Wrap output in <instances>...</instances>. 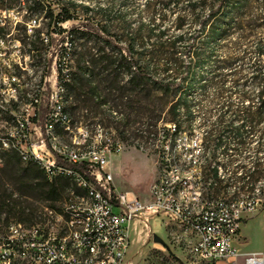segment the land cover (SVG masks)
<instances>
[{"label":"built area","instance_id":"obj_1","mask_svg":"<svg viewBox=\"0 0 264 264\" xmlns=\"http://www.w3.org/2000/svg\"><path fill=\"white\" fill-rule=\"evenodd\" d=\"M20 23L14 8H0V147L17 146L18 155L27 150L22 158L40 168L49 183L69 175V188L61 205L41 206L33 222L0 224V264H124L131 232L152 235L149 225L157 217L187 236L190 264H237L240 254L233 242L244 218L264 211V178L241 197H208L210 182L199 162L201 134L178 132L180 160L169 164V156H161L163 140L177 131L168 124L166 130L151 134L146 145L156 172L147 199L118 190L112 161L121 154L122 144L100 126L93 132L74 128L66 110L58 109V75L55 72L50 84L48 65L42 88H27L34 66H28L21 45L38 24L25 20L22 40L15 36ZM40 42L48 43V38L40 36ZM11 69H18V77H11ZM19 103H26V113L18 112ZM53 128H61L59 137L75 143V150L47 145L44 134ZM66 165L81 167L82 174ZM70 177L92 189L89 210H78L82 199L74 196ZM175 197H182V205H175ZM93 244H103L104 259H94ZM242 264H264V257L248 254Z\"/></svg>","mask_w":264,"mask_h":264},{"label":"rangeland","instance_id":"obj_2","mask_svg":"<svg viewBox=\"0 0 264 264\" xmlns=\"http://www.w3.org/2000/svg\"><path fill=\"white\" fill-rule=\"evenodd\" d=\"M65 1V4L62 0H29L27 3L25 0L14 2H10V0L0 1V8H14L18 20L22 22L18 24L15 34L19 39H25L22 29V24L25 20L32 22V24H38V29L34 33L35 40L31 38L32 31L24 40V44L21 45L22 56L27 60L28 66H34L30 68L31 75L28 76L27 81V88H30V90L42 88L44 85L45 67L47 65L50 84H53L56 72L59 86L60 79L67 78L65 74L69 75L76 71L75 60L78 57L73 55L70 43H60L62 34L66 36L74 27L82 29V24L98 25L100 27V25L106 23L110 32L119 36L122 42L121 45L125 48L128 44L127 37L122 35V23L115 19L116 16H120L119 14H123L125 15V22L123 24L126 25V34L128 36L136 32L139 23L146 25L139 33V39L136 41L135 48L138 53H141L138 55V63L142 66H148L150 78L154 81L162 79L171 80L174 77V73H172L174 63L178 65L181 62L186 64L191 62L194 76L198 78L202 75L203 81L207 80L210 72H214L216 68L226 74L229 73V69L234 68L233 72L236 74L234 80L238 81L237 89L242 92L233 91L234 85L231 82H227L224 89L225 92L218 99L220 103L218 106L209 102V91L206 94V92L202 93L194 90L192 92L193 102L201 108L195 109L199 113H195L196 116L192 121H187L184 118L179 120L180 131H185L187 134H198L202 129L206 131L211 129L217 118L214 111L220 106L223 108V111L225 107L242 110L250 106L247 102L248 100L240 99L239 94H245L246 96L256 94L252 90V85L249 84L248 73L250 72L249 64L255 57V42L261 40L264 45V32L260 29L262 20H264V8L262 5L253 3L241 7L237 11L236 21L238 25L236 30L229 36L228 40H224L212 48L214 54L210 60L213 61L216 56L219 58L217 62L210 66L207 63L209 59L206 50L208 49L203 42L197 41L194 49L199 53L205 51L204 55L196 58L185 53L192 38L198 35V26L191 22L190 13L186 8L190 0H172L169 7L166 5L167 0ZM230 1L233 2L234 0ZM33 2H40L41 6H43L42 12L34 10ZM173 3H177V5L174 6ZM62 9L67 10L65 15ZM44 10L51 14L49 27V19L44 16ZM177 13L184 15L186 18L183 27L179 30L174 28V19ZM66 16L70 18L68 21L57 23L58 20ZM153 17L155 22L152 26L149 24V19ZM127 26L130 27L128 28ZM159 31L164 32L160 37L158 36ZM179 34L183 35V40L176 41V36ZM39 36L47 37L48 43L40 42L38 40ZM31 41H33V44L30 45ZM81 42L77 37L74 45L78 47ZM172 42L175 45H172ZM30 46L33 49L35 57L30 52ZM230 57L234 58L235 61L227 68ZM257 58L263 64L264 54ZM200 62L205 63L200 67ZM164 64H167L168 72L163 71ZM60 65L62 66L61 73L57 71ZM15 74L18 76V69H15ZM127 74H124L123 82H126L130 76ZM240 78H243V80ZM64 92L62 103L69 115V110L65 104L66 91ZM125 95L126 100L131 98L137 107H146L149 113L135 118L134 114L130 113L126 107L115 106L114 102H110L108 106H103L93 112L90 109H83L76 112L74 117L71 115L69 117L75 129L86 128L89 132H93L97 126H100L111 135L113 141H118L122 144L121 154L115 156L112 161L115 186L118 190L131 191L141 200H146L148 190L156 179V172L153 169L154 156L151 155L146 145L151 134L162 132L166 130L168 124H172L169 107L171 106L173 96L171 92L166 96H161L156 91L151 92L149 100L143 99L142 94L130 95L126 93ZM112 112L115 113V116L114 114L112 115ZM155 115L159 118L155 119ZM115 117L117 119H114ZM201 120H203V124ZM224 120H228V118ZM251 127L252 125L245 124V130L249 131ZM255 129L256 133L244 134L246 139L241 143L249 146L241 153H238V155L229 156V154L223 153L222 150L214 151L215 160L220 162L219 173L221 176L230 174L222 166L228 160L240 162V164L244 165V171L249 174L256 170L254 160L259 158L260 161L257 169L261 171L262 178H264V118L263 122ZM169 134L170 132L164 137L163 142L166 139H170L172 148L173 137H169ZM62 140L69 142L67 137H62ZM227 142L229 140H224L222 145ZM210 154L211 151L208 153L207 159L210 157ZM169 164L173 163L169 162ZM66 183L69 185L68 182ZM247 186L249 187V185ZM70 188L72 189L71 184ZM242 193L236 192L234 187L225 189L223 185L219 194H216L215 190H206L208 197L212 195L213 197H225L226 199L237 196L241 197ZM64 197L65 194H63ZM62 202H57L54 206H59ZM10 221L15 220L9 219L8 222ZM2 223H4V215L0 216V224ZM164 224L165 221L161 217L154 218L149 225L152 235H148L147 237L144 234H140L139 229H134L131 232V246L124 259V264H190L192 260L188 255L187 236L177 229L166 227ZM263 233L264 211L260 217L248 221L241 227V234L245 237L244 246L241 248L242 251L245 253H264ZM153 235L159 237L164 244L153 242Z\"/></svg>","mask_w":264,"mask_h":264},{"label":"trees","instance_id":"obj_3","mask_svg":"<svg viewBox=\"0 0 264 264\" xmlns=\"http://www.w3.org/2000/svg\"><path fill=\"white\" fill-rule=\"evenodd\" d=\"M14 1L18 0H10V2ZM28 1L25 0L26 3ZM62 1L65 4L66 1ZM171 3L172 0H167V7ZM253 3L262 5L264 8V0H234L233 2L230 0H190L186 8L190 13L191 22L198 26V35L192 38L185 53L196 58L204 55L205 51L199 53L194 49L197 41H201L208 49L206 50L209 59L207 63L210 66L213 65V63L218 61L219 57L216 56L213 61L210 60L214 54L212 48L229 39V36L234 33L238 25L236 21L237 11L241 7ZM173 5L176 6L177 3H173ZM33 6L35 11L42 12L43 6H41L40 2H33ZM62 10L65 15L67 10ZM119 15L115 19L122 23V35L127 37L128 44L125 48L121 45L122 42L119 36L112 34L106 23L100 25V27L98 25L82 24V29L74 27L66 36L62 34L60 43H70L73 55L78 57L75 60L76 71L69 75L65 74L67 78L59 81L60 86L66 91L65 104L69 110V115L74 117L76 112L83 109H90L93 112L103 106H108L110 102H114L115 106L126 107L136 118L142 114H148L149 110L146 107H137L131 98L126 100V93L130 95L142 94L143 99L149 100L152 91L159 92L161 96H166L171 92L173 100L169 107V113L171 122L175 125L177 131L174 132L176 135L178 132H182L178 124L180 119L184 118L187 121H192L196 116L195 113H199L195 109L198 110L201 107H198L192 98L194 90L202 93L206 92V94L209 91V102L218 106L220 104L218 99L225 92L224 89L227 82H231L234 85L233 91L242 92L237 89L238 81L234 80L236 76L235 72H233L234 68L229 69L227 74L216 68L214 72H210L208 79L203 81L202 75L198 78L194 76L191 62L188 64L181 62L178 65L174 63V68L172 69L174 77L169 81L166 79L152 80L148 72V66H142L138 63V55L141 53H138L135 48L139 33L146 25L139 23L136 32L128 36L126 34V25L123 24L125 15ZM44 16L49 19V27L51 14L44 10ZM69 19L66 16L58 20L57 23H64ZM185 21V16L177 13L174 19V28L177 30L181 29ZM149 22L153 26L154 17L149 19ZM127 27L129 28L130 26ZM260 29L264 32V20H262ZM34 33L35 31H33L31 38L35 40ZM163 33L159 31L158 36L160 37ZM77 37L80 42L82 41L78 47L74 45ZM38 40L40 41V36ZM181 40H183L182 34L176 36V41ZM32 42H30V45L33 44ZM172 45L175 44L172 42ZM254 50L256 58L254 57L249 64L250 72L248 74L249 84L252 85V90L256 94L249 96L239 94L240 99L248 100L247 102L250 106L242 110L225 107L224 111L220 106L214 111L217 118L212 128L207 131L202 129L198 132L202 136L201 167H204L205 181L210 182L208 190H215L216 194H219L222 185L225 189L234 187L236 192L240 193L251 192L262 179L261 171L257 169L259 158L254 160L256 170L249 174L244 171V165L240 164V162L228 160L222 166L230 174L221 176L219 173L220 162H217L214 157L215 150H222L223 153L229 154V156H236L247 149L249 145L241 143L246 139L244 134L256 133L255 128L263 122L264 62L262 64L261 60L257 58L264 54L263 41L258 40L255 42ZM30 52L34 56L31 46ZM234 61V58L230 57L227 68ZM203 63L205 62H200L199 66L201 67ZM168 70L167 64H164L163 71L168 72ZM57 71L59 73L62 72L61 65ZM125 73L130 76L126 82H123ZM240 79L243 80V78ZM157 118L159 117L155 115V119ZM225 118H228V120H224ZM201 121L203 124V120ZM245 124L252 125L249 131L245 130ZM184 133L186 132L184 131ZM224 140H229V142L222 145ZM210 151V157L207 159ZM66 167L82 174L81 167L77 165H66ZM238 171L240 172L238 173ZM68 188L69 185L66 181L57 180L49 183L34 164L22 166L14 154H8L0 168V216L4 215V223H7L9 219L22 223H31L37 219L41 206L55 207V203L61 201L63 194ZM245 188L246 190H244Z\"/></svg>","mask_w":264,"mask_h":264},{"label":"bare ground","instance_id":"obj_4","mask_svg":"<svg viewBox=\"0 0 264 264\" xmlns=\"http://www.w3.org/2000/svg\"><path fill=\"white\" fill-rule=\"evenodd\" d=\"M31 75V72L28 73V76ZM11 77H18L15 74V69H11ZM41 89V88H40ZM64 88L58 86L57 90V103L58 109H64L62 103V97L64 95ZM19 113H26V103H19L18 105ZM115 113L112 112V115ZM114 119H117L116 117ZM186 134V133H185ZM61 128L51 129V134H44V142L49 146H58L59 150H75V143L65 142L62 140ZM169 137H173V147L171 148L170 139H166L163 142V149H161V156H169V162L176 164V160H180V151L178 148V134L170 132ZM8 154H14L22 166H27L29 164L28 159L22 158L27 157V150H19L17 146L0 147V163H3L4 158ZM202 151H199V162H201ZM38 170L43 174L40 168ZM59 180H64L69 183V175H59ZM70 184L74 190V196H79L82 199V203H78V210H89V205L92 204V189L84 188L83 182H80L77 177H70ZM175 205H182V197H175ZM94 259H104L105 250L103 244H93Z\"/></svg>","mask_w":264,"mask_h":264},{"label":"crops","instance_id":"obj_5","mask_svg":"<svg viewBox=\"0 0 264 264\" xmlns=\"http://www.w3.org/2000/svg\"><path fill=\"white\" fill-rule=\"evenodd\" d=\"M263 214V212L257 213L256 215L253 216H249V217H245L244 220L242 221L241 225H240V229H239V235L238 238L236 240H234L233 245L236 248L237 252L240 254V257L237 260V264H242L243 262V256L248 255V254H261L264 257V253H245L242 251V247L244 246L243 242L245 240V237L241 234V227L243 225H245L248 221L257 219L258 217H260ZM263 240H264V233L262 234ZM217 264H227L225 262H219Z\"/></svg>","mask_w":264,"mask_h":264},{"label":"water","instance_id":"obj_6","mask_svg":"<svg viewBox=\"0 0 264 264\" xmlns=\"http://www.w3.org/2000/svg\"><path fill=\"white\" fill-rule=\"evenodd\" d=\"M152 240H153V242H155V243H158V244H164L163 241H162L159 237H157L156 235H153V236H152Z\"/></svg>","mask_w":264,"mask_h":264}]
</instances>
